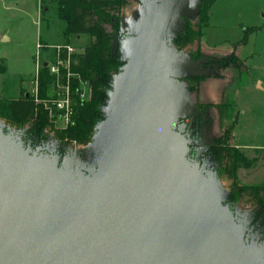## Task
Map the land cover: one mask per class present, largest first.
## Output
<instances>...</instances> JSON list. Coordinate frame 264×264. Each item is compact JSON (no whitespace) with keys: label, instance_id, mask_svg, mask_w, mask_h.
<instances>
[{"label":"water","instance_id":"obj_1","mask_svg":"<svg viewBox=\"0 0 264 264\" xmlns=\"http://www.w3.org/2000/svg\"><path fill=\"white\" fill-rule=\"evenodd\" d=\"M153 14L160 25L129 44L92 142L100 173L78 181L0 128V264H264L173 129L191 113L180 79L196 66L166 46L184 31L170 0Z\"/></svg>","mask_w":264,"mask_h":264},{"label":"rangeland","instance_id":"obj_2","mask_svg":"<svg viewBox=\"0 0 264 264\" xmlns=\"http://www.w3.org/2000/svg\"><path fill=\"white\" fill-rule=\"evenodd\" d=\"M125 1L113 8L95 9L96 18L109 34L106 58L111 70L100 117L90 133V142L82 144L53 117L55 111L47 110L48 122L41 126V105L29 119L16 120L6 101L35 92L40 84L36 70L39 56L41 61L52 59L61 44L82 51L91 43V36L64 33L68 24L58 17L56 0H0V62L6 67L0 72V128L33 155L56 162L78 181L100 173V165L91 154L92 142L110 112V95L116 77L126 68L129 44L160 25L153 7L162 10L164 0ZM208 1L170 0L184 22V31L168 37L166 46L187 53L196 66L195 73L180 79L191 96V113L173 129L189 139V163L207 173L219 186L224 200H229L236 185L228 177L229 159L223 146L238 148L249 158H256L251 167L237 170L238 184L249 178L264 184V89H256L251 83L256 76L264 80V0H215L212 5ZM167 21L176 26L171 16ZM187 21L189 28L185 26ZM256 26L259 29L255 31ZM40 43L43 48L38 47ZM255 52L260 55L251 60ZM90 89L88 82L85 98ZM230 127V139H225ZM253 202L251 196L239 195L228 206L244 233L246 249L252 243L248 240ZM259 245L264 253V240Z\"/></svg>","mask_w":264,"mask_h":264},{"label":"trees","instance_id":"obj_3","mask_svg":"<svg viewBox=\"0 0 264 264\" xmlns=\"http://www.w3.org/2000/svg\"><path fill=\"white\" fill-rule=\"evenodd\" d=\"M215 0H209L208 5H212ZM43 3V0H41ZM57 14L61 20L67 21L65 34L82 35L87 34L92 38L91 43L82 51L75 55L77 63L73 64V69L79 72L84 81L90 83V97L85 101H76L74 124L67 127L68 135L82 144L90 142V133L100 117V104L106 96L104 86L108 84V75L111 70V63L106 58L109 49V34L106 27L96 18V8H113L126 4L125 0H56ZM205 23V27L208 25ZM190 22H185L189 28ZM258 28H255L257 30ZM6 67L0 62V72H5ZM53 76L47 66H42L39 71V91L41 97L47 96V88L52 82ZM76 83V80H75ZM37 105L32 96L12 98L6 101V107L16 120H27L35 112ZM41 126L48 122L47 110L41 104L39 108ZM231 127L226 131L225 139L229 138ZM227 151L229 159L228 177L232 184L236 185L230 193L229 200L224 203H234L237 197L251 196L253 199V224L250 231L249 242L264 240V184L262 185H240L237 182V170L241 167H251L256 158H249L238 148L223 146ZM237 220V219H236Z\"/></svg>","mask_w":264,"mask_h":264},{"label":"built area","instance_id":"obj_4","mask_svg":"<svg viewBox=\"0 0 264 264\" xmlns=\"http://www.w3.org/2000/svg\"><path fill=\"white\" fill-rule=\"evenodd\" d=\"M38 47L43 48V44H38ZM77 52L71 44L59 45L52 59L41 61L40 56L37 59L38 81L39 71L42 66H45V62H47L46 66L53 79L49 85L51 91H47L46 97L40 96L39 83L32 97L37 105L42 104L49 113L55 111L53 117L65 127L73 123L76 101H85L90 97V92H88V98H85L84 92V87L88 82L84 81L81 74L73 69V64L77 63L75 58Z\"/></svg>","mask_w":264,"mask_h":264},{"label":"crops","instance_id":"obj_5","mask_svg":"<svg viewBox=\"0 0 264 264\" xmlns=\"http://www.w3.org/2000/svg\"><path fill=\"white\" fill-rule=\"evenodd\" d=\"M256 28H258L257 26H256ZM259 29V28H258ZM257 29V30H258ZM256 31V30H255ZM1 37H3V35L1 36ZM71 37V36H70ZM61 45H63V44H61ZM253 56L251 57V60H253V57H254V55H257V56H259L260 55V53L259 52H255L254 54H252ZM2 59V58H1ZM252 64H254V62L252 63ZM256 78V80H255V82H251L252 83V85L256 88V89H260V90H262V89H264V80L260 77V76H256L255 77ZM240 145V144H239ZM241 147H242V145H240ZM243 150V149H242ZM248 174H246V176H247ZM239 176L241 177V172L239 173ZM248 177V176H247ZM246 177V178H247ZM239 178V177H238ZM252 180V178H249V179H247V180H243V182H242V184L241 185H258V184H256V183H254V181H251Z\"/></svg>","mask_w":264,"mask_h":264}]
</instances>
